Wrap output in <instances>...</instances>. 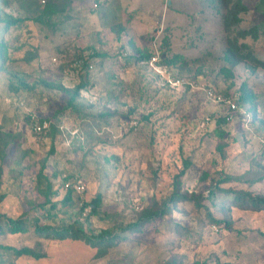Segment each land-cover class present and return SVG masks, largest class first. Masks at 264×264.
Here are the masks:
<instances>
[{
	"label": "rangeland",
	"instance_id": "374dc122",
	"mask_svg": "<svg viewBox=\"0 0 264 264\" xmlns=\"http://www.w3.org/2000/svg\"><path fill=\"white\" fill-rule=\"evenodd\" d=\"M154 43L182 88L133 60ZM0 45V264H264V210L238 197H264V69L241 60L264 61V0H0ZM242 84L238 112L203 93ZM68 225L119 240L38 229Z\"/></svg>",
	"mask_w": 264,
	"mask_h": 264
},
{
	"label": "trees",
	"instance_id": "16d2710c",
	"mask_svg": "<svg viewBox=\"0 0 264 264\" xmlns=\"http://www.w3.org/2000/svg\"><path fill=\"white\" fill-rule=\"evenodd\" d=\"M48 11L51 12L49 9H48ZM12 24H13V22H8L6 25L10 26ZM7 26H5V28ZM1 46L2 45H0V54H2ZM152 53H153L152 49H150V50H148V49L147 50L146 49L136 50L134 55H133V60L136 62H145L148 65V61H149ZM241 60L249 61V62H256L260 68L264 69V61H259L250 54L243 55ZM169 62L172 63V61H169ZM231 62L233 64H236V61L232 60ZM245 88H246L245 84L244 85L242 84L241 89L239 91L240 95H239L238 100H237L238 107L245 105V104H248V103L249 104L253 103V95H251V93H249ZM75 94H77V92ZM74 98H75V95H71L70 101H72ZM253 112H255V109L253 110ZM218 122L219 123L220 122L225 123L226 120L222 119L221 121H218ZM187 165L188 164L186 163L185 166L187 167ZM220 182H222V180ZM216 190H217V188H216ZM66 193L67 194L64 197V201H69L71 198V193H73V191L68 189L66 191ZM214 195H215L214 191L209 190L208 197L210 199H212ZM238 197H241L242 200H246L247 205L250 208H252L253 210H264V197H261V196H258V197L253 196L252 197L250 194H245V195L239 194ZM179 198H180V196L174 192L173 196L165 204V209L169 206V203H171L172 200H176ZM84 206H87V205H84ZM88 206L91 207L90 213L95 214L97 212V208L100 206V196L98 195L94 199H92L90 205H88ZM40 207L44 209V205H40ZM51 208H53V205L51 206ZM165 209L163 208L162 210H160L158 212H156V211L147 212L144 214L143 220L149 221V220H152L153 218H157L166 212ZM5 222H6V227L8 228L7 231L10 234H17V233L22 232L24 229V224L26 223L23 220H11V219L6 220ZM218 222L219 221H215V223H218ZM135 226H137V225H133V227H135ZM38 229L41 232H49V231H50V233L54 232V234L52 235L53 238H58V239L70 238L72 240H82V241L86 242L87 244H89L90 246H93V247L100 246L101 244H103V245L107 244V246H109L111 244H114V242H116L115 240H119V236H116L115 234L110 233L107 230L101 231L97 235H86L83 233V231L81 229H73V226H70V225L66 226L60 232L59 231L55 232V230L49 226L38 228ZM38 229L36 228V230H38ZM0 232H1V229H0ZM15 252L18 255L30 253V251L28 249H25V248H23L21 250H15Z\"/></svg>",
	"mask_w": 264,
	"mask_h": 264
},
{
	"label": "built area",
	"instance_id": "2783aa9c",
	"mask_svg": "<svg viewBox=\"0 0 264 264\" xmlns=\"http://www.w3.org/2000/svg\"><path fill=\"white\" fill-rule=\"evenodd\" d=\"M94 8L97 7V4L95 3ZM163 29L157 28L156 35L159 36ZM160 51L159 47H157L156 43L153 44V53L150 56V59L148 61V66L150 69L156 73L157 75L160 76H166L165 80L168 84V86L171 89H180L182 88L185 83L180 79V78H175L173 75L167 71L166 67L161 65V58H160ZM190 84V83H189ZM187 86L188 83H186ZM203 93L206 97L207 100L214 102V103H219L222 104L223 106L226 107V109L230 112H238L240 108L238 107V104L233 101L232 98L224 97L215 94V91L211 88L208 89H203ZM50 124H48L49 127ZM47 128V122L44 120V122H41L39 125L35 126V129L38 131H45ZM64 189L67 191L70 189L77 195H82L85 192V185L81 179H76L73 181H66L63 185Z\"/></svg>",
	"mask_w": 264,
	"mask_h": 264
}]
</instances>
